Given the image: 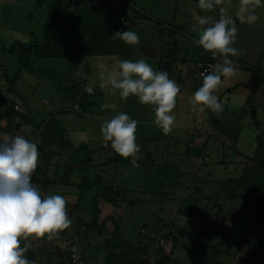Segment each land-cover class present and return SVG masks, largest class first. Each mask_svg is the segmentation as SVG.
<instances>
[{"label": "rangeland", "instance_id": "rangeland-1", "mask_svg": "<svg viewBox=\"0 0 264 264\" xmlns=\"http://www.w3.org/2000/svg\"><path fill=\"white\" fill-rule=\"evenodd\" d=\"M105 1L110 4L113 3L112 0H77L76 2L72 0L70 9L65 11L68 16L83 4L88 5L90 3L93 6L97 4L101 10L100 12L104 13L107 20L117 25L119 20L115 17V6L113 5V9L105 7L103 6ZM133 1L137 3L135 0ZM141 2L146 9H151L152 7L153 9L161 10V12H159L161 15H166L164 10L159 8L162 0H141ZM50 4L51 2L48 0H0V94H5L7 97L12 98L15 101L16 109V112L9 115H1L9 105V98L5 99L4 96H0V137L4 135H20L37 145L39 152L38 166L31 176V180L35 182L39 174L42 175L46 170L47 174L52 177L55 172V163H66V160L69 159V151L67 148L61 147L60 138L58 139L55 137L56 133L53 132L54 135L52 134L54 124H56L55 121H58L75 146L84 142L94 150L90 162L92 166L91 173L93 175L102 173L107 178V182L113 184L117 180L116 172H118L117 169L119 168L117 163L121 161L120 159L121 157L123 158V156L115 152L110 141L104 139L103 133L101 132L102 124L119 112H125L130 118L135 120H137V117L144 118L145 114V117L155 124V112L153 110L155 106L141 104L138 99L132 95L126 99H122L119 95V90L113 89L112 86L107 83V75L118 69V61L125 59L133 61L144 59L152 65L155 71H158V64H154L157 60H154L151 56H148L149 60H147L146 56L141 53V41L139 45L128 44V46L126 44V46L130 48L129 51L131 55L104 53L89 56L77 55L58 58H37L33 56L31 58L33 65L40 70L47 71L48 74H52L54 78H49L46 75L32 74L26 69H23L21 75L17 76L16 73L19 65L18 51L5 49V47L8 48L12 42L19 39L22 41H30L32 38L36 37L37 40L41 39L43 37V27L47 24L51 16L48 12V10H50ZM263 6L264 4L260 3L258 8H256L261 14L264 13ZM209 12L210 14H206L205 16L211 15L209 19L211 17L213 21L214 17L212 11ZM96 14L98 15V12ZM162 19L164 22L165 19ZM151 20L153 19H147L150 24H152L150 22ZM111 22L110 24H112ZM194 22L195 21L192 20L190 23L193 24ZM142 23L145 25L146 21H142ZM148 27L149 29H154L157 32V37H159L158 32H161L159 27ZM238 28L237 33L245 36L249 41V44H246L244 38V43L240 47L241 50L246 57L249 56L251 60H255L254 63L258 61L260 67L264 69V42L261 41L262 38H260V28L255 25H249L244 19L241 21V26ZM145 29L146 28L141 27L132 32L137 33L140 37L142 35L144 36L143 33ZM262 32H264V28ZM262 34L264 35V33ZM140 39H143V37ZM170 40L171 37L168 34V41ZM108 42L111 45V38H109ZM109 44L108 46H110ZM182 46L185 49H188V47L192 48L194 46V41L183 43ZM196 53L197 52L190 49L184 57L192 58ZM216 65L215 63V67ZM199 71L200 69L197 70V73ZM82 80H86L90 85V97L92 101L97 102L94 111L86 115H78L70 111L61 112V110L71 109L74 104L61 93L58 89V83L70 86ZM183 81V90H185V87H190L189 83L191 84L192 81L186 79H183ZM201 84L202 83H199L198 86L200 87ZM178 86H181L179 82ZM241 91H246V89L242 87L239 91L237 90L235 92L234 102H239L238 94ZM130 104L131 106L137 104V107L143 108L142 113L144 114L140 113L139 116L134 115L128 109ZM111 105H115V109H113ZM201 107L202 105L196 106V108L189 106L183 100L181 101L180 97H176V106L172 110L176 117V122L172 126L175 136H173L172 133L168 135V137L175 138L181 136L179 140H181V145L184 147L190 127L194 128L202 120ZM256 109L258 110V114L254 116L253 110ZM188 110L191 111V114L187 113ZM237 111L239 113V110ZM21 113L26 115L28 119L26 116V118L22 117L20 115ZM207 113H209V110L206 114ZM240 115L245 129L241 130L243 136L239 140H236V147L238 146L240 149L245 148L248 155H254L256 151L263 148V145L257 143L256 134L263 133L262 138L264 140V83L255 95L252 93L251 98L248 100L247 107L241 110ZM53 117L56 118L54 119ZM255 122H260L262 126H259V123L256 124ZM176 123H179L181 126L175 129L174 126ZM138 125L139 121L137 126ZM210 125L211 123L209 124V129L212 131L213 129ZM157 128L160 129L159 132H163L160 127L157 126ZM203 131L204 133L206 132L204 129ZM135 134L138 136L140 132H136ZM139 138L143 141L142 136ZM213 138L215 139L214 136ZM52 139H54L53 142ZM161 142L163 143V141ZM167 142H169L168 139ZM167 142L168 148L169 143ZM181 145H178L179 149ZM164 148H166V146L163 147L162 150H164ZM234 150L232 146H224L221 148V151H224L226 156L222 154L223 152H220L219 155L220 158L228 157L227 164L234 163L231 169L232 171L230 174H227V178H236V176L230 177V175H236L237 173L241 174L245 172L246 169L249 180L264 185V175L261 173L262 169L258 167L259 169L254 172L250 166L247 167L245 161L240 164L236 161L237 158L233 153ZM45 152H53L57 155H61V157L54 155L57 160H52V165L46 167L44 161L47 157H43ZM216 154L217 153L214 155L212 154L211 158L215 157ZM258 155L262 156V153L260 152ZM147 156L146 154L144 158V155L139 154L136 156L135 163H133V157L131 156L127 158L124 157V159L130 164L129 166H134L135 164H139L141 168L145 166L142 169L148 172L149 184L147 187L150 191H147L143 186H140L142 188H135V190L139 192L130 194L131 197L136 199L134 205H128L124 202L125 193L118 196V200L121 201L118 203V207H113V204L108 202L100 204L102 208L100 214L101 220L108 216H113V219L121 224L119 235L126 247L139 253L141 251V253L147 251L152 256L156 251L157 240H159L161 246L165 248L167 253L172 252L173 256L180 258L181 264H264V222L258 223L252 219L251 222L239 223L229 219L233 216L237 218L241 206L243 207L244 199L241 197L242 195L245 194L246 196L247 193L251 194V196H253L251 198L253 201L255 195H259L260 193L264 194V189L262 187L257 186L259 189H256V185L252 188L249 184H241L239 186L229 184L228 188L226 187L225 190L221 191L223 193L215 194L217 191H220V189L213 190L210 184L215 177L210 176L207 171H204L202 175H205L206 178L200 180L204 183L202 189L208 191V195L211 196L209 199L207 197H203L202 199H208L206 201V206L209 209L204 208L198 210L200 206H195V208L191 206L190 209L187 207L186 203L189 201L188 196L190 190L185 191L183 186L191 185V181L195 179L193 173L201 169L200 161L193 160L191 163L192 167L187 168V172L190 175L183 173L181 174L182 176L179 177L177 169L170 167H167L165 170L163 169L162 164H164L163 160L166 159L165 155L161 156V154H158V158L154 159ZM172 156L173 158H171V161L169 160V163L172 162L171 164L175 165L176 155ZM242 160L246 159L242 158ZM208 162L210 161L208 160ZM251 162L254 163L253 161ZM251 162L249 163L250 165H252ZM132 168L134 167L126 168V175ZM138 168L140 167L138 166ZM136 180L137 179H124L123 183L127 189H134ZM158 180L161 182L163 181L165 185L159 184V182H157ZM72 181L75 182L78 180L73 177ZM53 188H56L59 192L64 189L74 190V199L72 200L77 201L76 197H78V195L76 194L78 188L75 185H58ZM230 189H234L235 191H231L230 195L227 197V193ZM163 190L170 193L166 196L161 193ZM234 193L236 195H234ZM91 195V192H87L84 194L85 198L83 197L85 200L84 203L87 204L89 209L91 203L88 205V202H90L89 197ZM61 196L64 197L65 195L61 194ZM65 199L69 201L66 197ZM82 200L83 199H81L80 202H82ZM219 200L221 202L220 205L217 204ZM108 206L114 209L111 211V215L106 214V208ZM215 206L220 207V211L216 209ZM215 210L217 211L214 214L208 215V211L214 212ZM223 212L225 213L223 217H221L219 214ZM70 215L73 216L71 234L77 237L82 248L88 243L92 246L97 245L94 249L98 255H93L94 258L91 260L87 258L86 264H105V250L102 248V245L107 238L112 237V229L114 228L113 221H108L106 231L100 233L96 227L91 225L93 223L92 208L87 212L85 210L72 209ZM206 215H208L209 221L206 226H204L202 217H206ZM161 218L164 219L163 223H159L162 221ZM182 221H184V223L181 226L180 223ZM223 227H233V229H224ZM217 229L219 231H217ZM235 229L238 230L235 231ZM206 232L209 233V236L204 234ZM224 232L228 234V237L225 238L223 242ZM171 233H177L180 238L173 234L170 235ZM57 235L58 234L52 233L50 237L48 236L49 238L44 236H30L26 241H21V246L28 245L29 249L36 248L39 244L45 243L46 251L48 250L49 254H44L42 261L46 260L48 257V261L50 260L49 258H52V263H55V259L57 258L54 252H58V250L54 240ZM155 238L156 244L154 242ZM174 238L180 241L177 252H174L176 248L172 247ZM176 240L175 244L177 245ZM150 245L154 246V250L150 248Z\"/></svg>", "mask_w": 264, "mask_h": 264}, {"label": "trees", "instance_id": "trees-1", "mask_svg": "<svg viewBox=\"0 0 264 264\" xmlns=\"http://www.w3.org/2000/svg\"><path fill=\"white\" fill-rule=\"evenodd\" d=\"M44 1V0H39ZM51 2L48 12L51 14L49 21L45 26L43 27V37L39 40L36 38H32L30 41H22L21 39L15 40L12 42L8 48L5 47V49L9 50H16L18 51L19 55V65H18V71L16 73L17 76H20L23 69L28 70L32 74L36 75H46L49 78H54L52 74H48L45 70H40L36 68L33 63L31 62V58L37 57V58H58V57H66V56H81V55H95V54H110L115 50L116 46L118 45L119 38H113L114 34L117 31H125L122 27L121 30L116 27L110 20L108 21L107 18L104 16V13H101L99 7L97 4L94 6L90 3L88 5L83 4L81 7H78L77 10L73 11L70 15L67 16V13L65 10L70 9L72 0H48ZM75 2L77 0H74ZM103 6L112 8L113 5L110 3H107L106 1L103 3ZM98 12V15L96 14ZM121 17V15L119 14ZM119 17V20H120ZM110 22L112 24H110ZM122 22V20H120ZM107 27V28H105ZM33 33V32H32ZM109 38H111V45L109 44ZM119 39V40H118ZM108 44L111 46H108ZM177 53L176 48H174L173 45H170L169 52L164 54V58H169L172 60L177 59ZM216 60V59H212ZM1 64V62H0ZM254 73H261L258 69H256L253 66H250ZM58 89L63 93L67 98H69L74 106L71 109L67 110H61V112L64 111H70L74 112L78 115H86L88 113H92L94 111L95 104H97L96 101H92L90 97V85L87 83L86 80H82L76 84H72L70 86H67L66 84L58 83ZM90 89V90H89ZM0 96H4L5 99H8L5 94ZM9 105L8 107L2 112L1 115H9L13 112H16L15 109V101L12 98H9ZM26 103V102H25ZM132 104V103H131ZM128 107V109L134 114L139 116L140 113H142L143 108L137 107V104H134ZM144 114V113H142ZM22 117H25L26 115H23V113L20 114ZM27 117V116H26ZM25 117V118H26ZM54 119L56 117H53ZM52 118V119H53ZM28 119V117H27ZM139 121V125L137 126V129L139 131H145L149 130L148 127L155 126L154 123H152L151 120L145 117H137L136 118ZM56 124H54V129H52V134L56 133V138H60V145L61 147L67 148L69 151V159L66 160L67 162L61 163H55L54 165L55 172L50 177L49 174H47V170L43 172V174H39V177L35 179V182L32 181V183L38 187L41 191V196H46L50 194L57 193L59 195L63 194L69 199V201H66V214L68 215V218L72 221V209H80L82 211H90L91 208L93 210V225L97 228V230L100 233H103L107 229V222L113 221L114 228L112 229V237L107 238L104 241V244L102 245V248L105 250V264H178L176 263L177 260L173 259L171 252L168 254L167 251L163 246H161L159 240H157V247L155 253L152 254V256L147 252L139 253L137 251H133V249H130L125 246L124 242L120 238V228L121 224L113 219V216H108L105 219L101 220V211L102 208L100 207V204L102 202H108L112 203L113 205H118L119 201L118 196H121L123 193L124 195V202L128 205H134L136 202V199L131 197L130 194H136V192H139L135 189H127L125 187V184L123 183L124 179H136V173L139 171H143L145 169L139 164H135L134 166H129L130 164L125 161L124 157H121V161L117 163V166L119 167L116 172V182L113 184H109L107 182V178L104 176V174H95L93 175L91 173V155L93 154L94 150L84 142H81L77 146L71 141L63 130V127L61 124L58 123V121H55ZM136 129V130H137ZM1 130V126H0ZM50 131V130H48ZM54 132V133H53ZM174 132V129H172L169 133L164 134L163 132H157L155 135H149L146 140L150 142H157L156 147L154 148V154H149L147 157L151 158H158V152L168 151V156L171 152H175V148L178 147V145H181V140H179L178 137L170 138L168 135L172 134ZM137 136V135H136ZM175 136V133L173 134ZM263 136L260 135L258 140L259 142ZM50 138V137H49ZM167 139L169 142H167ZM54 139H52L53 142ZM163 141V143L161 142ZM264 140H262L263 142ZM136 144L139 146V152L136 154V156L144 155L145 154L141 149L140 143L142 142L140 139H138V136L136 137ZM167 143L168 148H167ZM183 147V153H186L187 156L193 157H201L204 161V156L202 154V151L200 147H196L190 144L189 139L187 138L186 143ZM264 145V142H263ZM155 146V145H154ZM164 150H162L163 147H165ZM162 147V148H160ZM181 147V146H179ZM38 148V147H37ZM262 153V156H259V153ZM53 152H45V155L43 157H47L45 159L44 163L46 167H49L52 165V160H57L54 155L61 157V155H57ZM264 150L257 151L254 156L251 157V160L254 162L255 166L257 167L255 171H257L260 167L262 169L261 173L264 175ZM160 154V153H159ZM161 156H164L161 154ZM51 159V160H50ZM146 160V159H144ZM59 161V160H58ZM164 164L163 169H167V167L177 169L178 173V167L176 165H172L169 163V160L166 159L163 160ZM65 163V164H64ZM147 164V163H146ZM138 166L140 168H138ZM134 167L131 169V171L128 173L129 175H126L127 171L126 168ZM115 168H116V162H115ZM63 170V172H62ZM75 177L78 181H72V178ZM168 179V178H167ZM170 181V180H167ZM213 182H216L215 179H212ZM236 183L238 186L241 184H249L250 187H254L256 185V189H259L258 187H262L264 189L263 184H257L255 181L252 182L248 179L247 171L245 169V172L241 173V177H236L233 179H228L226 183ZM161 185H165L163 181L160 183ZM58 185H75L78 190L77 194L78 197L77 201H74V190L64 189L63 191H58L56 188H53L54 186ZM223 185V184H222ZM258 186V187H257ZM133 190V191H132ZM131 191V193H130ZM164 191V192H163ZM161 191L162 194L166 195L170 192H167L166 190ZM232 191H235L232 189ZM87 192H91L92 195L89 197L90 202H88V205L91 203L90 209L88 208L87 204L84 203V194ZM208 192V191H207ZM73 195V196H72ZM234 195H236L234 193ZM204 196V195H203ZM84 197V198H83ZM135 197V196H134ZM244 199L243 207L241 206L240 212L238 213V216L236 218V222H251L257 221L258 223L264 222V194L260 193L259 195H255L253 201L251 194H245L241 196ZM245 197V198H244ZM82 202H80V200ZM66 200V199H65ZM196 200L192 201L190 200L189 206H194L196 204ZM216 207V206H215ZM84 209V210H83ZM191 209V208H190ZM217 211V210H215ZM210 211H208L209 213ZM71 225L64 230L57 231L54 234H58L55 238V246L57 247L58 252H54L56 255L55 263H52V258H49L48 261L43 260L42 263H37L36 259V248H41L43 250V255L49 254L48 250L46 251L45 243L39 244L36 248H29L28 251L24 254L28 260L30 261V264H73L74 262V256H77L80 258L83 264H86L87 258L90 260L93 259V255H98L97 252H95L94 247L89 243L82 248V245L78 241L77 237L73 234H71ZM234 227V226H233ZM233 227H230L231 230ZM229 229V228H227ZM238 229H235L237 231ZM173 234V233H171ZM51 235V234H50ZM49 234H45L44 237H50ZM174 236H177L180 238L177 233L173 234ZM48 237V238H49ZM85 237V236H84ZM158 237V236H157ZM156 237V238H157ZM228 237V234L224 232V238L223 242L225 241V238ZM156 238L154 240L156 244ZM26 240V239H25ZM21 240V241H25ZM176 238H174L175 242ZM45 241V240H44ZM46 242V241H45ZM153 242V245H154ZM178 242V240H176ZM153 245H150V248H154ZM21 246V245H20ZM22 247V246H21ZM101 248V245H100ZM90 249V250H89ZM89 250V251H88ZM98 258V257H97ZM153 259V260H152Z\"/></svg>", "mask_w": 264, "mask_h": 264}, {"label": "crops", "instance_id": "crops-1", "mask_svg": "<svg viewBox=\"0 0 264 264\" xmlns=\"http://www.w3.org/2000/svg\"><path fill=\"white\" fill-rule=\"evenodd\" d=\"M135 1L137 3H135L133 0H112L113 2L112 5L115 6L114 7V11L116 14L115 17L119 20V17H120L119 14H120L121 15L120 20H122V22H120V20L118 21L119 23L116 25V27L119 28V30H121L123 27L125 28L124 29L125 31H136V29L138 30L141 27L146 28L143 33L144 36L143 35L140 36V38L143 37V39H140V43L142 41L141 48H140L141 53L144 56H146L147 60H149L148 56H151L153 57L154 60H157V62H155L154 64H158V67H157L158 71L162 70V64L165 60L172 61L174 65V74H175L174 81L177 85H178V82L181 85L179 87L180 92L178 93L177 97H180L181 101L183 100L189 106H192L195 108L196 106H199V105H193L191 100H192L193 93L196 91L197 88H199L198 84L203 82V80H201L203 79L202 69H201L202 65L207 64L209 62H214V66L211 70L212 72L215 70L214 68H216L215 63L216 64L223 63L224 57L219 53L218 58L216 60H212V58L210 57V51L204 50L202 46L194 43L195 48L193 46L192 48L188 47V49H185L182 46L183 43H190V41L197 40L199 38L201 31L204 28L214 24L218 19H220L221 16L229 20L230 22L228 25L229 27H235L236 29H239L238 27L241 26V21L244 19L248 22V17L251 15H255L257 19L252 23L248 22V24L255 25L258 28H260V32H261L260 38H262L261 41L264 42V35L262 34L264 33L262 32V29L264 28V13L261 14L259 11L256 10V8H258L260 3L264 4V0H259V3L257 2V0H219V2H217V0H212L213 7L210 9L202 8L200 6L199 0H162L161 6H159V8H162L167 16L161 15V13H159L161 12V10H156V9H153L152 7L151 9L150 8L146 9L144 5H142L143 3L141 2V0H135ZM262 8L264 9V6ZM209 11H212V14L214 17L213 21L211 20V17L209 19V16L211 15L205 16L206 14H210ZM149 18L153 19L150 21L152 24L148 22L149 20L147 21V19ZM162 18L165 19L164 22ZM201 18L206 19L207 24L200 25L198 21ZM192 20L195 21L193 24L190 23L192 22ZM142 21H146V24L144 25ZM148 26L150 27L153 26L155 28L159 27L161 29V32H158L159 37H157V32L154 29H149ZM168 34L171 37L170 41H168ZM244 38L245 36L238 34V33L236 34L235 42L232 46L237 49L238 55L232 56L231 54H229V59L232 62V66L234 67L235 74L230 78H222V83L214 91V95L218 97L219 102L222 105V109L219 111H213L210 108H207V109L205 108L206 110L204 109L205 111H202V120L194 128L190 127L189 135L186 137L189 139L190 144L192 143V145L196 147H200L202 154L204 156V161L202 160L201 157L187 156L186 153H183L182 145L180 149L176 147L175 152H171L169 156H168V151L164 153L163 151L158 152V154L160 153L162 155H165L167 161L168 160L171 161V158H173L172 155H176L175 165L178 167L179 177H181L182 176L181 174L183 173H186V175L187 174L190 175L187 172L188 170L187 168L192 167L191 163L193 162V160H196L198 162L200 161L201 169L196 170L195 173H193V176H195V179L191 181L190 183L191 185L183 186V189L185 191L190 190V193L188 196L189 201L186 202L188 208H191V206H189L190 200L192 201L196 200L197 203L194 205V208L195 206H200L198 210H201L204 208L209 209L206 206V201L210 198L211 195H208L209 192L202 189L204 183L200 181L201 179L206 178L205 175H202L204 171H207L210 176L215 177L214 179L216 180V182L210 183L213 187L212 188L213 190L220 189V191H217L215 194L223 193L221 191L225 190L226 187L228 188L229 184H233L234 186L237 185L236 183H233V182L226 183L228 179H233V178H227L228 176L227 174H230V172L232 171L231 169L233 168L234 163L227 164L228 157H223V158L219 157L220 152L221 153L223 152L222 154L225 155L224 151H221L222 147L232 146V148L235 149L233 153L236 155V158H237L236 161H238L240 164L245 161L247 163V167L250 166L253 170L257 168L255 164L251 162L252 161L251 157L254 155H248L245 148L240 149L238 148V146L236 147V140H239L243 136L241 134V130L245 129L240 113L242 109H245L247 107L248 100L252 96V93H251L252 91L245 86L251 74L254 73L253 69L250 66H253L256 69H258L261 73L259 72L257 73L260 74L261 76L264 73L263 72L264 69L260 67L258 61L254 63L255 60H251L249 56L246 57V55L241 50L240 47L244 43ZM245 42L246 44H249V41L246 38H245ZM126 44L127 43H125L123 40L120 39L118 42V45L116 46V48H114L115 50H113V52L110 54L122 53V54L131 55V52L129 51L130 48H128L129 45L127 44L128 46H126ZM170 45H173L174 48H176V52H178L177 53L178 57L175 61L172 59L163 57L164 54L169 52ZM190 49H192L193 51L197 53L194 54L192 58L184 57L187 51H189ZM263 67H264V63H263ZM198 69H200V71L197 73ZM183 79L192 81L191 84L189 83L190 87H185L186 88L185 90H183L184 88ZM263 83H261L258 90L260 89ZM242 87H244L246 91L239 92L238 94L239 102L238 103L234 102L235 92L237 90L239 91V89H241ZM146 109L148 110L147 107ZM208 110H209V113L206 114ZM237 110H239V113ZM255 112L256 114H258L257 109L255 110ZM187 113L191 114V111L188 110ZM175 122L176 120L174 121V123ZM210 123H211L210 127L213 129L212 131L209 129ZM255 123L256 124L259 123V126H262L260 125V122H255ZM179 126L181 125L179 123H176L174 127L176 129ZM146 128H149V130L139 131L137 129L136 132L137 133L140 132V135L138 134V139H140L139 137L141 136L143 138V141L140 139L142 141L140 143V146L142 145L141 146L142 151L144 152L145 155L147 154L149 156V154L150 155L154 154L155 152L154 148L156 147L157 142L156 143L150 142L146 140V138L149 135L157 134V132H159L160 129L157 128L156 123H155V126L153 127L146 126ZM172 129L174 128L172 127ZM203 129L206 130L205 133ZM174 133L175 132H173V134ZM260 135H263V133L256 134V141L257 143H260V145H263V142H264V141L262 142L263 139H261L260 142L258 140ZM213 136L215 137V139L213 138ZM178 137L179 139L181 138V136H178ZM262 150H264V145H263ZM215 153H217L216 156L211 158L212 154L214 155ZM256 153L257 151L254 154ZM242 158L246 160H242ZM208 160L210 162H208ZM250 162L252 163V165L249 164ZM135 176L137 180L135 181L136 185H134V189L142 188L140 186H143L147 191H150L148 190V187H147V185L149 184L147 170H144V172L139 171L138 173H136ZM232 176L241 177V174L237 173L236 175H230V177ZM157 182H159V184L161 183V181L159 180ZM139 190H142V189H139ZM231 191H232L231 189L228 191L227 197L230 195ZM203 197H207L208 199L207 200L202 199ZM217 204L219 205L221 204L220 200L217 201ZM113 207H118V205L117 206L113 205ZM215 208L219 209L220 211V207L216 206ZM113 210L114 209L111 206H108L106 208V211H107L106 214L111 215L112 214L111 211ZM215 212L216 211L214 212L210 211L208 215L210 214L212 215ZM225 212L219 215L223 217ZM208 215H206V217H202V222L204 223V226H206V224L209 221V218L207 217ZM229 219H232L235 221L236 216L230 217ZM161 220L162 221H160L159 223H163L164 219L161 218ZM183 223L184 221H182L180 225L182 226ZM223 228L225 229L228 227H223ZM217 231L219 230L217 229ZM204 234L209 236V233L207 232ZM179 244H180L179 240L177 242V245L175 244V242L173 243L172 247L176 248L174 249V252H177ZM152 250L154 249L152 248ZM35 251H36L37 263H42V257H43L42 247L36 248ZM172 257L173 259L177 260L176 263L181 264L179 257H175L173 256V254H172ZM104 260H105V257H104Z\"/></svg>", "mask_w": 264, "mask_h": 264}, {"label": "clouds", "instance_id": "clouds-1", "mask_svg": "<svg viewBox=\"0 0 264 264\" xmlns=\"http://www.w3.org/2000/svg\"><path fill=\"white\" fill-rule=\"evenodd\" d=\"M219 2V0H217ZM259 3V0H257ZM202 8H212V0H199ZM255 15L248 17L252 23ZM200 25L207 24L204 18ZM229 20L223 16L214 24L204 28L194 43L204 50L219 52L223 63L217 64L212 72L202 73L203 82L193 93L192 104L202 105L200 111L210 108L222 109L214 91L222 83V78L235 74L229 54L238 55L232 45L237 29L229 27ZM113 38H119L129 45L140 43V37L132 31H117ZM202 69V68H201ZM107 83L119 90L122 99L135 96L139 103L154 105L155 123L167 134L176 119L172 110L176 106L179 86L169 78L166 70L155 71L146 60H120L118 69L108 73ZM90 90V89H89ZM115 109V105H111ZM138 121L125 112H119L101 126L104 139L111 142L116 153L123 157H133L139 146L136 144ZM37 145L23 136L4 135L0 137V264H30L24 255L28 245L21 247V240L30 236L43 237L67 229L72 221L66 215V200L59 194L41 196V191L31 180L38 166Z\"/></svg>", "mask_w": 264, "mask_h": 264}, {"label": "water", "instance_id": "water-1", "mask_svg": "<svg viewBox=\"0 0 264 264\" xmlns=\"http://www.w3.org/2000/svg\"><path fill=\"white\" fill-rule=\"evenodd\" d=\"M162 70H166L169 73V78L173 79L175 78L174 74V65L171 60H165L162 64ZM264 82V77L261 76L258 73H252L248 82L245 84L247 88H249L253 94L256 93L261 83ZM254 116H256L255 110H253Z\"/></svg>", "mask_w": 264, "mask_h": 264}, {"label": "built area", "instance_id": "built-area-1", "mask_svg": "<svg viewBox=\"0 0 264 264\" xmlns=\"http://www.w3.org/2000/svg\"><path fill=\"white\" fill-rule=\"evenodd\" d=\"M219 55V52L216 53L215 56H213L212 51H210V57L212 59H217ZM214 66V62H209L207 64L202 65V73H207V72H211L212 68ZM264 77V73L262 75ZM74 262L73 264H83L82 261L80 260V258H78L77 256H74Z\"/></svg>", "mask_w": 264, "mask_h": 264}]
</instances>
